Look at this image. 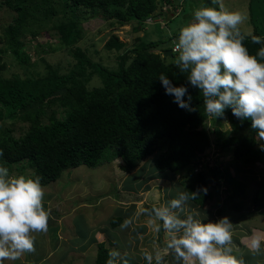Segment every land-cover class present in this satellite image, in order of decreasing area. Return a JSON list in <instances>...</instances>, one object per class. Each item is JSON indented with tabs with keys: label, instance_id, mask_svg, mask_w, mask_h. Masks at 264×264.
<instances>
[{
	"label": "trees",
	"instance_id": "1",
	"mask_svg": "<svg viewBox=\"0 0 264 264\" xmlns=\"http://www.w3.org/2000/svg\"><path fill=\"white\" fill-rule=\"evenodd\" d=\"M169 1L165 0L159 13L156 10L162 0H0V5L15 14L6 25H0V166L10 172L22 162L31 171L28 178L39 176L41 186H45L68 167H94L119 157L120 169L130 173L146 160L150 163L147 171L152 172L149 177L182 171L183 179L176 183L178 192L197 193L188 203L196 205L203 217L216 221V215L224 217L219 214L221 208L231 215L243 209L245 184L233 172L225 173L215 166L219 158L211 167L194 171L193 166L211 142L215 157L230 153L238 163L263 162L250 120L240 121L230 108L225 109L223 116L231 133L218 131L215 121L221 117L215 120L206 114L202 94L187 83V74L166 60L172 53L163 56L165 50L154 51L156 40L137 36L131 45H125L116 34L109 33L103 49L118 52L115 66L92 60L77 45L81 38L79 21L84 14L102 18L110 26L131 20L135 22L132 29L143 32L148 29L147 17L161 14L164 6L169 9ZM46 4L47 19L35 17L36 8ZM76 8H81V15ZM46 30L55 45L65 50L69 61L61 68L41 58L44 73H33L28 67L32 63L29 53L21 48L27 35L37 39ZM251 34L264 41L256 30ZM48 42L35 41L34 49L44 52ZM244 45L252 55L264 46L252 43L250 36L245 37ZM4 53L18 59L23 77L15 69L5 70V63H1ZM161 73L173 86L188 88L192 110L179 107L172 96L165 94L158 79ZM207 203L217 209L214 215L213 206L206 208ZM123 222L124 217L117 215L108 219L112 228ZM109 252L103 241L97 242L93 264H106Z\"/></svg>",
	"mask_w": 264,
	"mask_h": 264
},
{
	"label": "rangeland",
	"instance_id": "2",
	"mask_svg": "<svg viewBox=\"0 0 264 264\" xmlns=\"http://www.w3.org/2000/svg\"><path fill=\"white\" fill-rule=\"evenodd\" d=\"M164 2L165 0H162L156 12L160 13ZM169 2V9L164 6L161 14L156 15L151 23L145 22L148 29L143 32L141 30L134 31L132 26L135 22L131 20L124 25L110 26L102 18L84 14L85 18H81L79 21L81 38L77 45L92 60L108 66H115L118 52L103 49V43L109 33L116 34L120 40L125 42V45H131L137 36H141L142 40L146 41L156 40L157 46L154 47V51L158 52L161 49L162 52L172 49L179 28L191 21L195 9L201 6L219 8L218 5L212 4L211 0H171ZM223 4L229 11H239L247 16L245 22L240 25V30L243 33H252L256 30L261 36H264V0H223ZM172 5L175 7L173 8ZM47 7V4L37 7L35 17L45 19ZM175 8L177 9L175 10ZM80 9H75L79 15H81ZM47 13L50 16H58L56 12L54 15H51L50 12ZM14 15V12L4 4L0 5V25H6ZM145 21L149 22L150 20L146 19ZM47 32V30L46 34L41 32L36 37L37 39L32 34L27 35L25 46L21 48H25L26 53H29L32 63L29 62L28 67L33 73H44V63L41 58L61 68L62 64L65 65L69 61L65 50H60L61 48L55 45ZM47 39L49 42L43 47L47 48L46 51L43 52L40 49V52H36L33 42ZM51 47L56 49L52 50ZM177 55L178 53L173 51L172 57H167L166 60L173 62ZM1 63H5V70L15 69L19 71L20 76L25 75L20 68V62L12 54L4 53ZM213 118L215 119V117ZM215 122L218 131H222L224 134L231 133L225 116H222L219 122L217 120ZM255 147L261 150L264 157V142L256 139ZM208 148L215 153L214 145H209ZM214 155L216 156V154ZM216 158H219V168L222 171L233 172L235 177L245 184V198L242 199L243 210L241 209L239 213L233 211L234 215L229 214L223 208L219 211V214L222 213L220 215L227 216L231 221H243L241 229H238L240 226L238 223L232 228V255L242 261V264H261L264 260L262 252L255 254L246 239L252 238L255 234L264 235V184H262L264 181V160L263 162L242 164L233 161L230 153L226 156L219 155ZM145 161H142L138 168L130 173H125L120 169L122 161L119 157L104 160L94 167L79 165L65 169L56 180L42 186L44 190L43 204L45 210L50 213L48 227L51 228H48L46 233L33 234L35 237L34 252L25 253L18 260H5L3 264H40V258L45 252L44 248L52 246L53 242L50 243V241L54 240L52 237H57L59 226V235L63 237L57 241V247L49 258L42 259L43 263L41 264H93L96 243L99 241H103L110 251L113 249L119 251L128 264H147L143 258L145 252L153 255L156 252L163 254L166 246V233L163 228L159 233L155 232L149 224V217L143 210L153 206H165L171 200H169L171 195L173 198L176 197L178 190L176 186L167 184L166 178L152 175L149 177V174L152 173L147 171L150 163ZM18 165L19 167L10 169V175H24L28 178L31 171L24 168L22 162ZM181 172H176L175 179L178 181L183 179ZM161 186L165 190L170 189L171 194H164V188ZM258 188L260 189L259 196L256 197L258 199H255ZM240 198L241 196L237 199ZM211 206H213L212 211L217 210L214 205L209 203L206 208ZM196 212L199 213V218L203 221L202 213L198 210ZM110 215L124 217V221L127 218H132L133 224L124 230L120 229V225L112 228L108 223ZM216 216L217 220L221 218ZM212 220L206 217L203 222ZM250 224H254L255 228L250 229ZM128 243L129 246H127ZM24 258H28V260L24 261ZM164 262L165 264H174L168 255L164 256Z\"/></svg>",
	"mask_w": 264,
	"mask_h": 264
},
{
	"label": "clouds",
	"instance_id": "3",
	"mask_svg": "<svg viewBox=\"0 0 264 264\" xmlns=\"http://www.w3.org/2000/svg\"><path fill=\"white\" fill-rule=\"evenodd\" d=\"M211 3L219 8L201 6L193 11L191 21L179 28L174 50L170 49L171 53H178L173 64L182 74H187V83L202 94L207 115L222 117L225 109L230 108L238 120H250L256 139L264 142V46L252 55L244 40L250 36L254 44H264V41L259 36L241 32L240 25L247 19L245 14L229 11L223 0H211ZM155 18L148 16L150 21L145 22L149 24ZM164 53L162 55L166 56ZM158 79L165 94L172 96L179 107L192 110V97L187 87L173 86L163 73ZM209 145L199 163L193 166L194 171L215 165L214 154L217 153L210 151ZM175 175L176 172L162 178H166L167 184L176 186ZM40 180L39 176H12L8 168L0 166V264L34 252L33 234L47 232L50 213L43 204L44 190ZM167 191L172 192L164 188V194ZM196 197L197 193L179 191L165 206L143 210L153 230L159 233L163 228L167 237L163 254H143L147 264L153 261L165 264V255H171L174 264H242L232 255L233 223L227 216L218 220L216 216L215 222H203L205 218L202 221L199 213L187 211L188 202ZM212 212L214 215L215 211ZM132 224L133 219L127 218L120 229ZM262 242L264 236H252L250 246L255 254L264 251ZM106 264H128V261L113 249Z\"/></svg>",
	"mask_w": 264,
	"mask_h": 264
},
{
	"label": "crops",
	"instance_id": "4",
	"mask_svg": "<svg viewBox=\"0 0 264 264\" xmlns=\"http://www.w3.org/2000/svg\"><path fill=\"white\" fill-rule=\"evenodd\" d=\"M198 207H196V205H190L189 203L187 204V211H190V212H196L198 209H197ZM243 210V209H242ZM241 211V210H240ZM240 211H237L236 213H239ZM196 213H198V212H196ZM205 217H203L202 216V219H204ZM231 221V220H230ZM215 222V221H214ZM232 223H233V227H234V225L235 224H240V226H239V228L238 229H241L243 226V221H238V220H235V221H231ZM49 225V224H48ZM58 227V226H57ZM48 228H51V227H48ZM249 228L250 229H253V228H255V225L254 224H250L249 225ZM60 226H59V228L57 229V237H52V238H54V240H52L51 239V241H50V243H52L53 242V244H52V246L51 247H45L44 249H45V252L41 255L42 257L40 258V264L41 263H43V261H42V259H44V258H49V256L52 254V251L57 247V244H58V242L57 241H59V239L60 238H62L63 236H60L59 234H60ZM264 236V235H263ZM232 237H233V235H232ZM50 238V237H49ZM250 241H251V238H249V239H246V242H249V244H250ZM47 243H48V240H47ZM54 244H55V246H54ZM70 247H72V246H70ZM76 250H77V247H76ZM51 258V257H50ZM262 258L264 259V253H262ZM26 260H28V258L26 259V258H24V261H26ZM261 264H264V260H263V263H261Z\"/></svg>",
	"mask_w": 264,
	"mask_h": 264
},
{
	"label": "water",
	"instance_id": "5",
	"mask_svg": "<svg viewBox=\"0 0 264 264\" xmlns=\"http://www.w3.org/2000/svg\"><path fill=\"white\" fill-rule=\"evenodd\" d=\"M164 54L170 56L171 55V50L170 49L166 50ZM212 139H213V135L210 134V140H212Z\"/></svg>",
	"mask_w": 264,
	"mask_h": 264
},
{
	"label": "built area",
	"instance_id": "6",
	"mask_svg": "<svg viewBox=\"0 0 264 264\" xmlns=\"http://www.w3.org/2000/svg\"><path fill=\"white\" fill-rule=\"evenodd\" d=\"M172 50H174V46L172 47ZM206 159H208V157H206Z\"/></svg>",
	"mask_w": 264,
	"mask_h": 264
}]
</instances>
